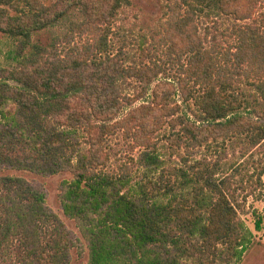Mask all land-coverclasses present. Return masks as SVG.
Masks as SVG:
<instances>
[{
	"label": "trees",
	"instance_id": "obj_1",
	"mask_svg": "<svg viewBox=\"0 0 264 264\" xmlns=\"http://www.w3.org/2000/svg\"><path fill=\"white\" fill-rule=\"evenodd\" d=\"M241 264L264 204V0H0V264ZM255 232L264 209L252 211Z\"/></svg>",
	"mask_w": 264,
	"mask_h": 264
},
{
	"label": "rangeland",
	"instance_id": "obj_2",
	"mask_svg": "<svg viewBox=\"0 0 264 264\" xmlns=\"http://www.w3.org/2000/svg\"><path fill=\"white\" fill-rule=\"evenodd\" d=\"M3 174L24 178L36 191L44 195L46 206L62 220L70 234V239L73 243V250L71 252L72 264H86V243L80 236L74 222L64 217L59 203L61 182L64 179H68L69 176L37 175L11 170H4ZM254 209L262 211L264 204L260 201L249 200L246 212L241 215L247 227L254 235L253 244L246 251L241 264H264V230L259 233L255 232L254 218L252 217V211Z\"/></svg>",
	"mask_w": 264,
	"mask_h": 264
}]
</instances>
